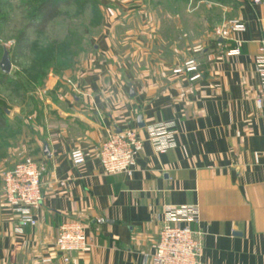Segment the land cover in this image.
Instances as JSON below:
<instances>
[{
	"label": "crops",
	"instance_id": "crops-1",
	"mask_svg": "<svg viewBox=\"0 0 264 264\" xmlns=\"http://www.w3.org/2000/svg\"><path fill=\"white\" fill-rule=\"evenodd\" d=\"M121 1L105 7L93 52L66 73L31 125L22 122L14 145L0 136V264H66L56 241L69 220L87 224L90 237L69 264H153L167 208L188 205L200 209L194 228L204 264H264V113L256 104L264 0ZM221 7L227 19L218 41L190 50L160 34L165 27L188 30V16L214 24ZM232 20L247 30L235 32ZM236 48L241 53L231 54ZM197 49L204 78L174 74ZM158 122L176 123L178 146L166 153L147 140L146 126ZM130 127L146 140L134 174H107L100 147ZM76 148L87 154L81 166L71 160ZM18 153L45 168L36 226L21 227L3 198V172Z\"/></svg>",
	"mask_w": 264,
	"mask_h": 264
},
{
	"label": "rangeland",
	"instance_id": "rangeland-1",
	"mask_svg": "<svg viewBox=\"0 0 264 264\" xmlns=\"http://www.w3.org/2000/svg\"><path fill=\"white\" fill-rule=\"evenodd\" d=\"M46 1L0 0V64L6 50L13 64L10 74H4L0 66V136H10L13 145L23 129L22 122L31 125L35 114L55 99L66 73L80 68L83 57L93 52V44L105 28V7L123 5L121 0H60L58 15L43 26L39 15ZM164 7L162 22L167 25L170 17ZM226 19L221 7L218 16L214 15V24L206 26L198 18L188 16V30L179 32L165 27L160 34L165 41H186L192 50L199 43L224 38ZM216 20L219 30H215ZM25 32L30 37V49L19 56L17 43ZM201 50L188 57L202 56ZM17 156L15 163L23 157L19 153Z\"/></svg>",
	"mask_w": 264,
	"mask_h": 264
},
{
	"label": "built area",
	"instance_id": "built-area-1",
	"mask_svg": "<svg viewBox=\"0 0 264 264\" xmlns=\"http://www.w3.org/2000/svg\"><path fill=\"white\" fill-rule=\"evenodd\" d=\"M259 22L264 32V18ZM230 25L235 32L247 30V25L239 20H232ZM260 43L256 55V68L261 84L256 104L264 113V39ZM230 53L240 54L241 50L236 48ZM173 73L185 76L190 82H197L205 76L202 61L194 56L176 66ZM146 129L147 140L157 152L166 153L178 146L175 122L149 124ZM145 141L138 129L133 127L109 134L99 151L105 172L110 175H133ZM71 160L75 166H81L87 161V154L82 148H76L71 153ZM44 173L45 168L30 156L20 157L12 168L4 172L3 198L18 217L21 227L36 226L39 223L37 212L44 200L42 183ZM200 217V209L197 205L169 206L152 263L204 264L201 233L194 228V224L200 222ZM102 221L103 219L99 220ZM88 227L78 220H69L61 224L56 248L64 263L69 264L73 254L89 248ZM45 262L52 263V259L47 258Z\"/></svg>",
	"mask_w": 264,
	"mask_h": 264
},
{
	"label": "trees",
	"instance_id": "trees-1",
	"mask_svg": "<svg viewBox=\"0 0 264 264\" xmlns=\"http://www.w3.org/2000/svg\"><path fill=\"white\" fill-rule=\"evenodd\" d=\"M60 0H47L44 2L41 6V12H40V21L42 22L43 26L55 19V17L58 15V9H59V2ZM30 49V37L25 32L22 34V37L19 38L17 43V54L24 55L28 50ZM6 74V73H4Z\"/></svg>",
	"mask_w": 264,
	"mask_h": 264
},
{
	"label": "water",
	"instance_id": "water-1",
	"mask_svg": "<svg viewBox=\"0 0 264 264\" xmlns=\"http://www.w3.org/2000/svg\"><path fill=\"white\" fill-rule=\"evenodd\" d=\"M0 66H1V68H2L4 73H6V74H10L11 73L12 68H13V64H12V60H11L10 53H9L8 50L5 51V54L3 56V59L1 61ZM138 121H139V125L141 127L145 126V123L143 121V116H140Z\"/></svg>",
	"mask_w": 264,
	"mask_h": 264
}]
</instances>
